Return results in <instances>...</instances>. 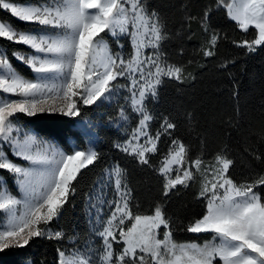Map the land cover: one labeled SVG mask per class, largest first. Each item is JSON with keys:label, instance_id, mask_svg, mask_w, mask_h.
<instances>
[{"label": "snow or ice", "instance_id": "obj_1", "mask_svg": "<svg viewBox=\"0 0 264 264\" xmlns=\"http://www.w3.org/2000/svg\"><path fill=\"white\" fill-rule=\"evenodd\" d=\"M180 7L184 21L198 18L204 29L205 58L216 57L226 38L211 26L220 11L243 33L231 39L236 47L255 52L264 46V0H207L196 15L191 2ZM0 11L32 26L22 30L0 18V41L28 49H0V258L48 239L58 245L55 264H264V150L249 153L260 168L241 181L227 148L194 155L178 123L150 107L166 81H184L182 66L165 55L170 29L158 11L146 0H0ZM121 89L126 95L118 115L100 123L84 119L86 107L103 105ZM40 113L72 119L76 130L58 137L31 119L21 122ZM130 119L135 124L113 148L157 177L159 195L145 206L118 160L102 167L83 193L94 226L91 242L80 245L59 220L81 195L85 173L104 161L94 146L99 131ZM236 120L233 113L228 123ZM182 191L191 192L202 211L181 228L169 204ZM176 230L211 238L177 243Z\"/></svg>", "mask_w": 264, "mask_h": 264}, {"label": "trees", "instance_id": "obj_2", "mask_svg": "<svg viewBox=\"0 0 264 264\" xmlns=\"http://www.w3.org/2000/svg\"><path fill=\"white\" fill-rule=\"evenodd\" d=\"M146 2L160 13L170 29L169 40L165 44L168 62L176 63L184 69V81H166L159 89L158 101L150 105L151 109L155 113L170 115L178 123L179 135L191 145L194 155L215 154L218 150L227 148L234 162L233 175L243 181L254 169L258 171L260 168L249 153L253 149L264 150V46L257 48L255 52L236 47L231 39L239 38L243 33L220 11L213 17L211 26L226 38L219 43L216 57L205 58L200 52L204 44V29L198 18L190 22L184 21L180 6L191 2L190 11L196 15L200 5L207 0ZM0 18L10 20L22 30L32 27L16 21L3 11H0ZM106 41L110 48H115V41L111 36H107ZM123 41L125 50H128L127 38H123ZM17 48L28 51L25 46L9 47L0 41V49L8 54ZM181 48L184 49L182 54ZM14 63L28 78L34 77L30 69L18 61ZM118 111V107L105 103L99 107L90 106L84 110V119L90 118L94 123H100L101 117L107 119L109 114L118 115ZM233 113L237 120L229 124ZM27 119L32 120L34 127L42 128L58 137L76 130L72 119L59 114L40 113L33 118L21 117V122ZM134 124L135 120L131 119V126ZM40 135L45 134L42 132ZM122 138L123 134L113 125L99 131L95 148L102 153L104 161L85 173L80 183L81 195L72 205L66 206L59 220V227L63 228L66 237H74L80 245L87 242L91 235L83 193L99 178L102 167L118 160L127 170V182L135 189L139 202L145 206L153 203L159 195L157 177L148 170H141L113 148V143ZM68 144L73 147V144L77 145V141L69 135ZM201 211V206L189 191H182L174 196L169 204V213L181 228L187 226ZM2 220L0 218V224ZM174 235L177 243H203L211 238L209 234L198 235L183 230H176ZM67 243L66 239L65 246ZM57 246L54 240L36 239L30 246L11 251L0 258V264H21L28 260H35L39 264L44 259L48 264H55Z\"/></svg>", "mask_w": 264, "mask_h": 264}, {"label": "rangeland", "instance_id": "obj_3", "mask_svg": "<svg viewBox=\"0 0 264 264\" xmlns=\"http://www.w3.org/2000/svg\"><path fill=\"white\" fill-rule=\"evenodd\" d=\"M122 83H124V82L122 81ZM124 95H126V91H125V90H123V89L118 90V91H116V92H114V93L112 94L111 99L108 100V101H106L105 104L114 105V106L117 107L118 104L123 103V97H124ZM0 98H4V97H3V94H0ZM93 106H96V105H93ZM87 119H90V118H87ZM91 120H92V119H91ZM92 122H93V121H92ZM93 123H94V122H93ZM121 125H123V127H121ZM113 126H114L117 130H119V131L124 135V129H125V128H130V127H132V126H131V119L128 120L127 122H124V121H118V122H117L116 124H114ZM96 142H97V141H96ZM96 142H95V145H96ZM95 145H94V146H95ZM76 146H77V145L73 144V147H76ZM88 218H89V216H88ZM2 223H3V220H2V222H1L0 225H2ZM89 224H90L91 235H90V238L87 240V242H91V240H92V229H93V226H94L93 223L90 222V220H89Z\"/></svg>", "mask_w": 264, "mask_h": 264}]
</instances>
